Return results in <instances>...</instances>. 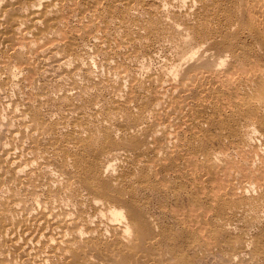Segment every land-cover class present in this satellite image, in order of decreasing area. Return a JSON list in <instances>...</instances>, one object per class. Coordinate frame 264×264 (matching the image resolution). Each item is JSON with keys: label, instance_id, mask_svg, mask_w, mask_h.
<instances>
[{"label": "bare ground", "instance_id": "6f19581e", "mask_svg": "<svg viewBox=\"0 0 264 264\" xmlns=\"http://www.w3.org/2000/svg\"><path fill=\"white\" fill-rule=\"evenodd\" d=\"M164 7L165 8L167 7V9H165ZM71 13H75V16L77 18V22H79L81 24L86 23V24H84L83 28L86 27L87 24L91 27L93 26L92 28L87 26L88 29L85 28L84 30L77 29V31L76 30H72V31H75L78 33L81 32L82 37L84 36V38H86V42H88L87 44L90 43L89 46L91 45L95 52H103L104 53V52L109 51V53L115 52V53L119 54V56H120V51L122 49L124 51V48H130V49L131 48H133V49L145 48V49H147L148 47H155L156 46L158 48V50L160 48L159 51H161V52L164 51V50H162V48L163 49L166 48L167 50H168V48H169V50H170V48L171 49L173 48V50L174 49L176 50L177 54L175 56L176 59L174 60V62H172V64L169 62L170 65L168 66V68H167V66H165L166 68H164V69H167L166 73H164L162 75H157L156 73L154 74L152 72L151 73L148 72V73H146L147 75L145 76L144 79H141L142 77L138 78L139 76H137V73L134 72L133 70L131 71L129 67H120L119 64L117 63L118 60L120 61V59H117L116 63L118 64V66H116L117 69L114 70L113 74L114 73L115 74L112 76V78L114 77V79H115V77L117 76L118 79L117 78L116 79L119 81V83L121 82L123 84V81H124L127 85H125V83H124L122 86L125 85L128 87V89L127 90L124 89V91L126 93L125 92H124V94L121 93L123 95H120L121 97H119L118 99H115L117 101H116V103L113 101L114 104L111 103V105H110L111 107L107 108L106 110L104 109L105 112H103L104 110L102 109L103 110L102 111L103 116L101 119L99 118L100 120H97L95 118L97 115L94 117L93 114L98 113L99 111H101V109H99L97 107H92L91 111H88L89 112V115H88L87 111H85L86 108H84V109L82 108V110H84V112H86L87 115H85L84 112H82V115H78L80 112L79 113L77 112V116H75V117L73 116V118H72V115H71V118H72L71 119L68 116V113H65V114H67V116L71 120L68 119L69 121L67 120L68 122L61 124V127H59L60 124L58 123L59 126L56 128L54 126L53 122H51V120H53L51 117H54L55 115L54 116L51 115V117H50L51 120L46 122L43 120H39L37 118L36 115H38V114H36V111L33 110L34 112H32V110H31V111H28L26 113L23 110V109H25V107H22L23 108L22 110L26 113V114L24 113L25 115H23V116L28 117V119H29L28 120V126H29L30 130L27 129L28 127L26 128V130H29V133L26 136L30 140L29 142L31 144V147H34V145H37L38 139H39V137H41V135L42 136L47 135L46 136L47 141L51 145L54 146V150H53V152H54L53 157L54 158L52 159V161L55 164L56 163L58 164L59 161L63 162L62 169L64 168V170H63L64 173L66 175H68V174L72 175V177L74 176L76 178V180H72L73 182H71V183H66V185L63 184L64 186L62 188H60V186H59L60 192L58 194L61 193V189L63 191H65V193L67 192V194H68V192H69V194L71 193L72 196H73L72 193L78 192L79 197H77L75 200L80 201L79 204H81L82 206H84V204H85L86 209L88 210L87 213L88 212L90 213V214L89 213L87 214V215H89L88 217H93V219H94V217H97L98 219L100 218L99 220L102 219V221H104V222L106 220V224L111 229L112 234L116 237L114 243L115 244L118 243L119 245L122 244L121 246L118 247V248H120L119 252H121V253L125 250H126V252H127V250L129 252V249H130V251H132V253H134L133 252L134 250H137L139 252V249L142 250V249H144V247L147 248L146 249V250H148L147 253L150 252L149 249H151V247L153 246L151 243V240L157 234L156 230H158L157 229L158 227L156 226L155 222L154 223L152 222L153 219L150 220L148 218L149 215L144 214V213H146V212H144L145 211L144 207L141 206L142 204L141 205L138 204L140 201H138V203H136V202L139 199V196L144 197L146 195L147 196L152 195V193H155V195L156 194L159 195V194H163V193L167 194V193H170V191H172V190H170V187H166V185H165L166 183L164 184V186L160 185V183L158 185V182H156V181L159 179V178H157L159 175H161V176H162V174H163V176L168 175L169 177H173V180L175 178V179H178L179 181L180 180L181 181L183 180L186 182L187 181H193V179H191L188 176L191 174V173L188 174V169H189L188 165L193 166L192 169L196 173L195 177L197 178V180L203 181V179L205 178L207 180V183H208V181L210 183V181L213 182L214 180H220V178L226 180L225 181L226 186L224 185L226 188L225 187L224 188L218 187L219 189L218 188L216 189L213 186V188L208 189L206 192H204L206 189L201 190L203 198L207 202L211 203L210 204L211 209L215 210L216 212L218 210H220L218 212H220L222 214V216H221V218H217L214 215L208 214L206 211L204 213L201 212L196 216V218L199 216L200 217L199 220H201L200 221L201 225H199V221H198V225H199L198 227L203 229L204 225L209 223V225H211V227L212 226H220L222 228L221 230L224 231V230L233 229V227L237 229V227H235V226H238V223H240L242 220L244 222L247 220L250 224H253L254 222H255L254 224H257L258 222L263 221L264 220V158L260 159L261 162L259 164L257 162L256 164H258V165L257 166L255 165L256 167L254 168L252 166L253 164L251 165L249 162L243 161L242 159L237 161L236 160L237 158L234 159L235 158L234 156L236 154H243V153L246 154V151H251V152L253 151L254 153L257 152V153H260V155L262 157L264 156V0H0V65L5 63L8 59L13 58V60L15 59L17 61L15 63L13 62L15 64V66L17 68L24 67L25 70L27 69V71H28V72L26 71L27 77L30 78V77H32L34 69L30 63V61L32 59L30 60L29 54L31 55L32 51H34L37 59L41 58V60H42L44 58H46V59L50 58L56 62L59 60H62L61 62L59 61L60 64L57 65L58 66L57 69L58 68L70 69L71 66H69V65H71V62H70V58H68V56L70 55V57H71V55L72 56H74V55H73V52L71 54V50H72L71 45L66 43V39H67L66 36L67 35L65 34L64 29H65L67 22H68V16ZM112 20L113 21L115 20V23H114L115 26L114 25L113 26L117 27V30H119L118 35H119V32H121V31L123 32V36L121 35L122 36L121 39L119 38L120 35L118 37L114 36L115 38H119V39H117L119 41L116 44L117 46L115 48H113V46L111 45V43L115 44L114 41H113L114 43L111 42V40H112L110 37L111 35L109 36V34L105 31L109 26H112L113 22L111 25H108V24H110V22ZM165 28L166 29L168 28L170 31H168V29L166 31ZM112 29L113 28H111V30ZM159 29H161V30L165 29V32L164 31L162 32ZM57 31H60L62 33L56 34ZM141 31H144V34L146 32V34L149 36V38H153V39L157 38V39H155L156 41L155 40L152 41V39L151 40L149 39L151 42H156V45H155V43H154V45H155L154 46L149 41L147 42L148 37L146 38L147 40L145 39L146 41H143L144 39L143 40H140V39L138 40V38L135 39L134 37H136V36L137 37L143 36L142 35L143 32H141ZM160 32H162L164 35L161 34ZM129 33H131L130 34L131 36L134 35L133 33H136V36L134 35V37L132 38L129 35ZM110 34H111V31H110ZM79 36H81V35L79 34ZM79 38H81V37H79ZM70 41H72V40H70ZM86 42L84 41V43H86ZM63 43L64 44L66 43L65 46L68 47L67 53L69 55L63 56L62 58H61L62 55L61 56L59 55L60 58L58 59L56 52H57L58 48L60 47V45ZM87 44H84V46L80 45L81 47H79L83 50L82 51L80 49V52L82 51L83 53H85V58H88L89 56H91L90 53L88 52V50H91V49H88L89 46H87ZM152 49H154V48H152ZM62 50H64V49H62ZM173 50H171V52ZM146 51L149 52V49ZM152 52H154V51H152ZM152 52H151V54H152ZM138 53H140V51H138ZM144 53H145V50H144ZM104 54H101V56ZM108 54H106V56ZM111 54H113V53H111ZM35 55H34V57H35ZM75 55H78V54H75ZM146 55L147 54H142L141 56L146 57ZM116 56L117 55H115V57ZM130 56H131V54H130ZM141 56H139V57H141ZM107 57L109 58V56H107ZM132 57H134V56H132ZM139 57L137 56V58H139ZM72 58L74 59V57H72ZM81 58H83V56H81ZM89 58H92V57H89ZM108 58L105 61L108 64V67L110 65L112 67L113 64H111V63L114 62L113 61L114 58H113V60L111 59V61H113V62H111ZM78 59H79V57H78ZM100 59H101V57H100ZM126 59L127 58H124L122 60V63L126 64V62L129 60L128 59L126 61ZM166 59L169 60L168 57ZM167 60H165V62ZM43 61H45V60H43ZM75 61H76V58H75ZM78 61H76L75 63L73 61V63L76 64L78 62L80 64L81 63L80 61H82V60H78ZM130 61L133 62L132 60H130ZM138 61L139 60L137 59L136 62H138ZM82 62H84V61H82ZM93 62H94V60H93ZM9 63L10 62H8V64ZM11 63H12V61H11ZM13 63H12V66L14 65ZM42 63H44V62H42ZM101 63H102V61H101ZM81 64L83 65V63H81ZM129 65L131 66L132 64H129ZM129 65L126 64L125 66H129ZM182 66H184L185 68L183 67V69H182ZM106 67H107V65H106ZM132 67H133V65H132ZM136 67H137V65H136ZM9 68L10 67H8V70H10ZM13 69L15 70V68H13ZM57 69H55V70H57ZM60 69H58V71H60ZM79 69H80V67H79ZM138 69L139 68L137 67V69H135V71H137ZM2 70H4V68ZM99 70H102V69H99ZM109 70L110 69H108V71ZM162 70H163V68H162ZM81 71H82V67H81V70L76 71L77 73H75V74H73V72H75V71H73L72 75L69 76V78H67L65 76L66 77L65 80L70 81V83H72L74 85V88H75V86H77V84H79L77 82H80V81H77V79H76L77 76H78L79 80H80V77H83V76L77 75L78 72H81ZM159 71L161 72V70H159ZM1 72H0V74H1ZM82 72H85V71H82ZM146 72H147V70H146ZM13 73H16V72H12V75H13ZM80 74H82V73H80ZM91 74L93 76L94 75L96 76L98 73H96V74L91 73ZM144 74L145 73H143V76H144ZM67 75H69V74H67ZM108 75H109V73H108ZM108 75H106V76H108ZM93 76H92V78L94 79ZM99 76L101 77V76H103V74H100ZM1 77H3V76L1 75L0 78ZM15 77H17V76L15 75ZM27 77H26V79H27ZM42 77H45V75H43ZM62 77H60V78H62ZM90 77H91V75H90ZM3 78H5V76ZM6 78H7V76H6ZM36 78H37V76H36ZM85 78H84V80H85ZM101 78H103V77H101ZM13 79H15V78H13ZM57 79H59V77L54 79V80L56 81ZM10 80H12V79H10ZM15 80H17V79H15ZM96 80H97V78H96ZM18 81H20V80H18ZM57 81H60V79ZM49 82H51V80ZM65 82H64V84H67ZM92 82H93V80H92ZM112 82H114V81H112ZM7 83H8V81H7ZM42 83H43V81H42ZM51 83L53 84V82H51ZM51 83H48V84H51ZM108 83H110V82H108ZM115 83L117 84V81ZM15 84H16V81H15ZM52 84H51V86H54ZM81 84H83V82ZM85 84H86V82H85ZM116 84H114V85H116ZM12 85H13V82H12ZM21 85H22V83H21ZM103 85H104V83H103ZM22 86H24V85H22ZM105 86H106V84H105ZM111 86H112V84H111ZM125 86H124V88H127ZM0 87H1V85H0ZM2 87L4 88V86H2ZM17 87H18V84H17ZM14 88H16V87H13V89ZM52 88H54V87H52ZM66 88H67V90H69L68 89L69 87L66 86ZM105 88H107V87H105ZM0 89H2V88H0ZM86 89H87V87H86ZM94 89H95V87H94ZM94 89H93V92L96 91ZM49 90H50V88H49ZM58 90H59V88H58ZM62 90H63V87H62ZM106 90H109V89L108 88L105 89L104 92H107ZM38 91L39 90H36L35 92H38ZM72 91H74V90L72 89L70 93H72ZM77 91H78V89H77ZM86 91H88V90H86ZM89 91H88V94L90 93ZM100 91H103V90H100ZM112 91H114V90H112ZM120 91H119V93H120ZM1 92L2 91H0V94H1ZM13 92H14V90H13ZM15 92H16V90H15ZM42 92L44 93V91H42ZM58 92H57V95L59 94ZM67 92L65 93L66 96H67ZM93 92H91V93H93ZM46 94H48V92ZM52 94H53V91H52ZM55 95H56V93H55ZM85 95H87V94H85ZM102 95H104V94H102ZM60 96L61 95H59V97ZM82 96H80V97H82ZM87 96H85L86 99H87ZM98 96H100V94ZM8 97H9V95H8ZM24 97H26V96H24ZM76 97H78V96H76ZM107 97L109 99V96H107ZM14 98L16 100V97H14ZM21 98H22V96H21ZM39 98H40V96H39ZM67 98H68V96H67ZM103 98H106V95H105V97L103 96ZM103 98H102V100H103ZM115 98H116V96H115ZM10 99H12V98L10 97L9 100ZM42 99L44 100L43 97H42ZM75 99H77V98H75ZM15 100H14V103H15ZM56 100L58 101V99H56ZM10 101L7 103V106L11 105V104H9ZM82 101L83 100H81L80 102H82ZM60 102H62V100ZM100 102H98V104H102ZM1 103L2 102H0V105H2ZM16 103H17V101H16ZM42 103L43 102H41V104ZM72 103H74V102H72ZM109 103L110 102L108 101V104ZM31 104H33V103H31ZM64 104H66V102ZM69 104L71 105V103H69ZM98 104L96 106H98ZM16 105H18V104H16ZM78 105H80V104H78ZM3 106H6V105L3 104ZM7 106H6V108H7ZM14 106L12 108H14ZM39 106H41V105H39ZM32 107H34V106H32ZM58 107H60V106L58 105ZM64 107H65V105H64ZM105 107H107L106 104H105ZM7 109H6V111H7ZM62 109H63V107H62ZM88 109H90V108H88ZM45 110H47V109H45ZM18 112L19 111H16V113H18ZM90 112H93V114ZM8 113H10V112H8ZM50 113L48 115H50ZM11 114H14V113H11ZM46 114H47V112H46ZM55 114H56V112H55ZM56 115H58V114H56ZM9 118L11 119L10 116H9ZM54 118L56 119V117H54ZM57 118H59V117H57ZM0 119H2V115H1ZM18 119L19 118L17 117V120ZM4 120L5 119L3 118V121ZM17 120H16V122H17ZM56 121H58V120H56ZM1 122H2V120H1ZM4 122L6 123V121H4ZM105 122H108L109 124H107V123L105 124ZM11 123H13V121H11ZM0 125H2V124H0ZM23 125H25V124H23ZM13 127L14 126H12V129H13ZM0 128H3V127L0 126ZM8 128L9 127L7 126L6 130ZM216 130L223 132L222 136L221 135L218 136L217 141L221 145L224 146L223 148L227 147L229 149L227 152H225L223 150L222 151H216V148L213 149L212 147L209 146L210 145L209 144L210 139H213L212 133H214ZM6 132L8 133V130ZM9 132H10V130H9ZM10 135H11L10 137L12 138V140L16 141L17 136L14 133H11ZM0 136H1V134H0ZM254 137L260 139L262 141V144H259V146L255 145V142H252ZM18 138H19V136H18ZM43 138H44V136H43ZM6 139H8V138L6 137ZM26 141H28V140H26ZM25 142H22V144H24ZM8 143L9 142H7V144ZM38 144L40 145V143H38ZM43 144H45V142ZM4 146H5V149L8 148V146H7V148H6V145H4ZM2 147H1V149L3 150L4 147L3 148ZM14 149L16 151V148H14ZM19 149H20V147H19ZM42 149H43V147H42ZM46 149H48V147ZM51 149H52V147H51ZM32 150H31V152H32ZM39 152H41V151H39ZM46 152L48 153L49 150H47ZM44 153L41 154L42 157H43V155L45 156L46 153L45 154ZM12 155L14 157L15 153H13ZM5 156H6V154H5ZM23 156H24V154H23ZM32 156H33V153H32ZM47 156L48 155H46V158H47ZM51 156H50V158H51ZM34 157H35V155H34ZM255 157H256V155H255ZM242 158H245V157H242ZM246 158H248V157H246ZM251 158H252V156H251ZM255 159H257V157ZM248 160H249V158H248ZM26 161H27V159H26ZM31 161H33V160L31 159ZM49 161L50 160H48V162ZM114 161L115 162L118 161V165H116L117 167L116 166L113 167V165L115 164ZM1 162H2V160H1ZM15 163L16 164L14 165V161L12 159H9V158L5 159L2 162V167H3L2 169L4 170V168L5 169L6 168H8V169L12 168V169H16V171H17V170H19L20 163H18L17 161ZM29 163H31V162H29ZM112 163H114V164H112ZM59 164H61V163H59ZM24 165H23L24 169L28 168V166L25 167ZM50 165H51L50 168H52V167L54 168V166H56V165L52 166V164H50ZM251 166L253 168H251ZM31 167H29V168H31ZM115 167H116V169L114 171ZM50 168L48 169V167H43L39 171L42 172L45 176L52 178L53 176L50 177V175H52L54 173V171H51ZM27 170H30V169H27ZM21 172L22 171L20 169V174H21ZM37 172H38V170H37ZM25 173H26V171H25ZM22 174H24V173H22ZM58 174L61 175L60 173H58ZM28 175H32V172H30ZM53 175H55L54 177L56 178V173ZM59 175H57V177ZM226 175L228 176L227 178H226ZM9 176H11V175H9ZM39 176H40V174L38 175V177ZM17 177H18V173H17ZM43 177H42V179H44ZM59 177L61 178V176H59ZM66 177L67 176H64V178H66ZM60 178H57V180L61 181L62 179H60ZM75 178H73V179H75ZM244 178L247 180L242 182V180H244ZM7 179H8V177H7ZM25 180H26V178H25ZM162 180H163V178H162ZM55 181H51V182L55 183ZM63 181H65V180L63 179ZM168 181H169V179H168ZM15 182L17 183V181H15ZM24 182L25 181H23V183ZM163 182H166V181L163 180ZM50 184H51V186L53 185L52 183H50ZM21 185H22V182H21ZM200 185H201V183L199 182L198 186L200 187ZM43 186H44V184H43ZM43 186H42V188H43ZM53 186H55V185H53ZM195 186H196V184H195ZM21 188H23V187H21ZM54 188H56V187H54ZM7 189H6V191H8ZM26 189L28 190V188H26ZM43 189L45 190V188H43ZM51 189H53V188H51ZM201 189H202V186H201ZM252 189H255L258 193L255 197H250V196L248 197L247 196L248 193H246V192H248L249 190H252ZM37 190H38V188H37ZM39 190H40V188H39ZM1 191H3V190H1ZM173 191H174V189H173ZM53 192H55V191H53ZM6 193H8V192H6ZM253 193L255 194V192H253ZM47 194H48V192H47ZM18 195H19V193H18ZM42 195H43V193H42ZM38 196H39V194H38ZM64 196L65 195H63V197ZM74 196H75V194H74ZM28 197H26V198H28ZM7 198L8 199L10 198L9 195ZM60 198H61V196H60ZM42 199H43V196H42ZM57 199H59V198H57ZM16 200H17V198H16ZM71 200H69V201H71ZM36 201H38V200H36ZM60 201H63V200H60ZM60 201H59V203H60ZM0 202H2V201H0ZM7 202H5V203L7 204ZM40 202H42V201H40ZM51 202H53V201H51ZM36 203H35V206H36ZM69 203L70 202H68L67 204H69ZM11 204H14L13 200L9 201L8 206ZM32 204L33 203H31V205ZM73 204L75 205V203H73ZM73 204H72V206L75 208V206L77 204L75 206ZM56 205H58V204H56ZM56 205H55V207H56ZM65 205H64V209H65ZM16 206L19 207V205H16ZM35 206H32V209H34V208L38 209V206H39L38 203H37V207H35ZM44 206H45V204H44ZM46 206H45V208H46ZM68 206L70 207V205H68ZM68 206H66V209ZM2 207H3V204H2ZM6 207L7 206H5V208ZM39 207H41V206H39ZM16 208L14 210H16ZM17 209L19 210V208H17ZM75 210H76V208H75ZM81 210H82V208H81ZM58 211H60V210H58ZM200 211H202V210H200ZM45 212H46V210H45ZM52 213H53V210H52ZM56 213H57V211H56ZM64 213H65V211H64ZM67 213H69V212L66 211V214ZM82 213H84V212H82ZM9 214H10V212H9ZM30 214H32V213H30ZM70 214H71L72 218H74L72 215V212ZM6 216H8V214L5 215V218H6ZM67 216L69 217L70 215H66L65 218H67L68 220H71V217H69L70 218L69 219ZM26 217H29V216H26ZM31 217L34 218L35 216L34 217L31 216ZM36 217H37V215H36ZM56 217H57V214H56ZM60 217L61 216H59V218ZM50 218H51V216H50ZM43 219H45V218H43ZM67 219H65V220H67ZM208 219H209V221H208ZM4 220H5L4 217L0 218V242L2 241L3 245H5L8 248L14 249V247L17 246V245L15 246V244H16V237L18 236V233L28 232V229H29L27 226L28 223H26V221L24 219H21V220L18 219L16 221L7 222V223L5 222V221H7V219L5 221ZM28 220L30 221V219H28ZM57 220H60V219H57ZM65 220L63 219L61 222L55 221L56 223L54 222V227H53V225H51L49 223L53 227L54 231L57 230V232H56V233H58V237L56 238L57 244H63V241H66V240H64V238L65 239L69 238V237L67 238L65 235L68 236L69 234H68L67 230H70V227H73L70 225V224H72L71 223L72 220H71V222L65 221ZM87 220H89V219H87ZM90 220L94 221V220H92V218ZM51 221H53V220H50V222ZM250 221L253 223H251ZM97 222H99V221H97ZM195 222H197V221H193V224ZM79 223H81V222H79ZM87 223L88 222H85L86 230L88 232L93 233L94 229H96V228L98 229V227L92 229L91 227L88 226ZM57 224H59V225H57ZM95 224H98V223H94V225ZM246 224H245V226H246ZM260 224H262V223H258V226ZM50 225H48V226H50ZM262 225H264V224H262ZM58 226H59V228H60V226L62 227V229H60V231H58L59 230L57 228ZM241 226H243V223H241ZM79 228L78 229L74 228L73 230L69 231L70 235H72V237H76V238L79 237V234H80ZM82 229H85V228H82ZM80 230H81V228H80ZM185 230H187V229H185ZM246 230H248V229H246ZM100 231H102V230H100ZM231 231H233V230H231ZM248 231H250V230H248ZM128 234H130L131 236H128ZM84 235H85V233L82 235V237H84ZM95 235H97V234H95ZM95 235L91 234V236H95ZM242 235L244 238L246 234L244 232H242ZM98 236H99V234H98ZM82 237H81V239H82ZM86 237L88 238V236H86ZM102 237L103 236H101L100 238H102ZM247 239H248V236L238 244V252H243L246 249L247 245L252 246L249 244L250 242L249 243L247 242ZM79 240H77V241H79ZM250 240L251 239H249V241ZM20 241H21V239H20ZM90 241L91 240H89V242ZM155 241L158 242L157 240H155ZM50 242H52V241H50ZM72 244H71V247L75 243L73 245ZM86 244H87V242H86ZM93 244L95 246V243H93ZM153 244H155V243L153 242ZM96 245H98V244H96ZM62 246H67V245H65V243H64ZM69 246H70V244H69ZM74 246H76V245H74ZM99 246H100V244H99ZM103 246H105V243ZM110 246H113V245H110ZM115 246H117V245H115ZM158 246H159V244H158ZM82 247H83V245H82ZM84 247H89V245H86ZM91 247H93V246H90V248ZM108 247H109V245H108ZM74 248L72 247L70 249L74 250ZM78 248H80V247H78ZM90 248L89 249L87 248V249L90 250ZM93 248H95V247H93ZM93 248H91V249H93ZM103 248L106 249V247H103ZM159 248H161V245ZM146 250H145V252H146ZM153 250H154V248H153ZM255 251L256 252L254 253L252 258H254L255 261L258 260V262L259 261L264 262V249H263V247L258 246ZM79 252H80V249H79ZM93 252L95 253V251H93ZM103 252L104 251H102V253ZM67 253L70 254L72 252L70 250V253H69V251ZM109 253H108V255H109ZM150 253H152V252H150ZM159 253H160V251H159ZM243 253H245V252H243ZM127 254L125 253L126 256H128ZM247 254H249V253H247ZM70 255H72L71 257H73V259L71 260L72 264H87V263L89 264V262L85 263L86 259H85V261H82L74 253L70 254ZM78 255H79V253H78ZM93 255L94 254L92 253V255H91L92 260L90 262H92L94 259ZM95 255L97 256L99 254L95 253ZM122 255H124V254L122 253ZM122 255H120V256H122ZM96 256H94V257H96ZM120 256H118V257H120ZM141 256L143 257V255H141ZM141 256H139V257L141 258ZM163 256H162V258H163ZM165 256L167 257V255H165ZM84 257H86V255ZM84 257H82V259ZM87 257L89 258L88 254H87ZM97 257H96V259H97ZM99 257H100V255H99ZM99 257L97 260H99ZM122 257H120V258H122ZM129 257H127V258H129ZM131 257H132V255H131ZM131 257L129 259H131ZM145 257H146V255H145ZM109 258H110V256H109ZM120 258H118V259H120ZM124 258L125 257H123L122 259H124ZM162 258L160 256V260ZM96 259L94 260V262L96 261ZM136 259H137V256H136L135 260ZM148 259H151V258H148ZM158 259H159V257H158ZM47 260H50V259H47ZM101 260H103V258ZM126 260H124V262H122L123 260H119V261H120V263L122 262V264H124V263H126L125 262ZM132 260H133V258L131 259V262H132ZM140 260H139V262L142 261V260L141 261ZM175 260H174V262H175ZM229 260H231V259H229ZM119 261L117 263H119ZM111 262H109V263L111 264ZM143 262H145V260ZM146 262H147V260H146ZM161 262L162 261H160L159 263H161ZM260 262H259V264H260ZM98 263L103 264V263H101V261ZM113 263H114V261H113ZM117 263L115 262V264H117ZM128 263H129V261H128ZM240 263H242V262H240ZM250 263H251V261H250ZM106 264H107V262H106ZM130 264H135V263L132 262ZM140 264H142V263H140Z\"/></svg>", "mask_w": 264, "mask_h": 264}, {"label": "rangeland", "instance_id": "374dc122", "mask_svg": "<svg viewBox=\"0 0 264 264\" xmlns=\"http://www.w3.org/2000/svg\"><path fill=\"white\" fill-rule=\"evenodd\" d=\"M165 8V7H164ZM165 9H167V7L165 8ZM165 11V10H164ZM72 19V20H71ZM112 22H113V24H112ZM115 20L113 21H111L110 22V24H108V25H111L112 24V26L114 25L115 26ZM73 26H72V25ZM84 24H86V23H83V24H81V23H79V22H77V18H76V16H75V13H71V14H69V16H68V22H67V25H66V27H65V29H64V31H65V34L67 35L66 37H67V39H66V43L67 44H70L71 45V47H72V50H71V54H72V52H73V55L74 56H72L71 55V57H70V55L67 53V49H68V47L67 46H65V44L63 43V44H61L60 45V47L58 48V50H57V57H58V59L60 58V56H61V58L63 57V56H68V58H70V62H71V65H69V66H71V68L70 69H68V68H66V69H60V68H58V69H60V71H58V69H57V65L58 64H60V62L62 61V60H59V61H53L52 59H50V58H44V59H42L41 60V58L40 59H37V57H36V55H35V52L34 51H32V53H31V55L29 54V56H30V63H31V65H32V67H33V74H32V77H27V69L25 70V68L24 67H22V68H17L16 66H15V62H17L15 59V61L13 60V58L12 59H8L5 63H3L2 65H0V72H1V74H0V76L2 75L3 77L5 76V78H3V77H1L0 78V85H1V87L0 88H2V89H0V91H2L1 92V94H0V97L4 100H2L1 98H0V102H2L1 104L2 105H0V118H1V115H2V119H0V124H2V125H0V126H2L3 128H0V134H1V136H0V189L1 190H3V191H1L0 190V201H2V202H0V218L1 217H4V219L6 220L7 219V221H5L6 223L7 222H13V221H16V220H18V219H24L25 221H26V223H28L27 224V226H28V232H23V233H18V236L16 237V244H15V246L16 247H14V249L13 248H8V247H6L5 245H3V242L1 241L0 242V264H72L71 262V260L73 259V257H71L72 255H70V254H75L78 258H80V260H82V261H85V259H86V261H85V263L86 262H89V264H99L98 262H100L101 261V263H105L106 264V262H107V264H110L109 262H111V264L113 263V261H114V263L113 264H115V262L117 263L119 260H123L122 262H124V260H126L125 262L126 263H124V264H130V263H135V264H140V263H142V264H164L165 262V264H259V262H258V260L257 261H255L254 260V258H252L253 257V255H254V253L256 252L255 250L257 249V247L258 246H260V247H263V249H264V225H262V224H264V220L263 221H261V222H258V223H262V224H260L259 226H258V223L257 224H254L253 222H251V223H253V224H250L246 219V221L244 222L243 220V222L241 221L240 223H238V226H235V227H237V229L236 228H234L233 227V229H230V230H221L222 228L220 227V226H212L211 227V225H209V223H207L206 225H204V228L203 229H201L200 227H198L199 225H201V220H199V216L196 218V216L199 214V213H201V212H207L208 214H210V215H214L215 217H217V218H221V216H222V214L220 213V212H218V211H220V210H218L217 212L215 211V210H212L211 209V207H210V204L211 203H209V202H207L204 198H203V195H202V193H201V190H205L204 192H206L208 189H211V188H213V186H214V188H224L225 186H226V180H224V179H221L220 177V180H214L213 182L212 181H210V183H209V181H208V183H207V180L205 179H203V181L202 180H197V178L195 177V175H196V173H195V171L192 169V167L193 166H190V165H188V174H190V175H188L191 179H193V181H179L178 179H175L174 178V180H173V177H169L168 175H164L163 176V174H162V176L161 175H159L157 178H159L156 182H158V185H159V183H160V185H162V186H164V184L166 185V187H170V190H172V191H170V193H163V194H156L155 195V193H152V195H146V196H142V197H140L139 196V199L137 200V202L136 203H138V201H140L138 204L139 205H141V206H143L144 207V212H146V213H144L145 215L147 214V215H149L148 216V218L151 220V219H153V223L155 222V224H156V226L158 227L157 229L158 230H156V235L152 238V240H151V243H152V247H151V249H149V251L150 252H152V253H150V252H148L147 253V251L148 250H146L147 248H145L144 247V249H142V250H140L139 248V252L137 251V250H134L133 252L134 253H132V251H130V249H129V252H128V250H127V252H126V250L125 251H123L122 253L125 255V253L128 255V256H124V255H122V253L121 252H119L120 251V248H118L119 246H121L122 244H115L114 242H115V239H116V237L112 234V232H111V229L108 227V225L106 224V220H105V222L104 221H102V219L101 220H99L97 217H94V219H93V217H88L89 215H87L88 213H87V209H86V206H85V204H84V206H82L81 204H79L80 203V201H76L75 199L77 198V197H79L78 196V192L77 193H72L73 194V196L71 195V193L69 194V192H68V194H67V192L65 193V191H63L62 189H61V193L60 194H58L59 192H60V188H62L64 185H66V183H71V182H73L72 180H76V178L73 176L72 177V175H66L65 173H64V168L62 169V164H63V162H61V161H57L58 162V166L52 161V159L54 158L53 157V150H54V146L53 145H51L48 141H47V139H46V136L47 135H43L44 136V138H43V136L41 135V137H39V139H38V143H40V145L37 143V145H34V147H31V144H30V140L28 139V137L26 136V135H28V133H29V126H28V117H24L23 115H25L28 111H31L32 110V112H34V111H36V114H38V115H36L37 116V118L39 119V120H43V121H46V122H48V121H50L51 120V118L53 119V120H51V122H53V124H54V126L57 128L58 126H59V124H60V126L59 127H61V124H63V123H65V122H68L69 120L68 119H70L71 118V115H72V118H73V116L75 117V116H77V112L79 113L78 115H82V112H84V110H82V108L84 109V108H86L85 109V111H87V113H88V115H89V112L88 111H91V108L92 107H97V108H99V109H101V111H99L98 113H94L93 114V112H90V113H92L93 114V116L95 117L96 115V119L97 120H100L101 118H102V116H103V112H105V110L107 109V108H109V107H111L110 105H111V103L112 104H114V102L116 103V101L117 100H115V99H118L119 97H121L120 95H123L124 94V89L125 90H127L128 89V87L127 86H125V85H127L124 81H123V84L125 83V87H127V88H124V86H122L123 84L120 82L119 83V81L117 80L118 78H117V76L115 77V79H114V77L112 78V76L115 74H113V72H114V70L115 69H117L116 68V66H118V64H119V66L120 67H129L130 68V70L132 71H134V72H136L137 73V76H139L138 78H141V79H144L145 78V76L147 75L146 73H148V72H152V73H156L157 75H162V74H164V73H166V71H167V69H164V68H166L165 66H167V68H168V66L170 65V63L172 64V62H174V60L176 59V54H177V52H176V50L174 51L173 50V48L171 49L170 48V50H169V48H168V50L166 49V48H162V50H164L163 52H161V51H159L160 50V48H159V50H158V48L155 46L156 45V42H151L150 40L152 39V41L153 40H155V39H157V38H149V36L146 34V32H145V34H144V31H141V32H143L142 33V37H137L136 36V33H133L136 37H134V35H130L131 33H129V35L133 38H135V39H137L138 38V40L140 39V40H143V41H146L147 39V42L149 41L150 43H152V45H154V43H155V47H146L147 49H145V48H138V49H133V48H124V51H123V49L120 51V56H119V54H117V53H115V52H111V53H113V54H111V53H109V51L108 52H95L94 51V49H93V47L91 48L90 46H89V44H87L88 42H86V38H84V36L82 37V33L81 32H75V31H72V30H76L77 31V29H82V30H84L85 28L86 29H88L87 28V26L88 27H90V28H92L91 26H89L88 24H87V26L86 27H84L83 28V26H84ZM77 26V27H76ZM82 26V27H81ZM112 26H109L105 31L109 34V36L111 37V42H115V44H112L111 43V45L113 46V48H115L117 45V43H118V41L119 40H117V39H121L122 38V36H123V32L121 31V32H119V35H120V37L119 38H115V37H118L119 35H118V31L119 30H117V27H112ZM75 27V28H74ZM81 27V28H80ZM111 28H113L112 30H111ZM71 29V30H70ZM166 29V28H165ZM165 29L163 30H161V29H159L160 31H164L165 32ZM168 29V28H167ZM167 29H166V31H167ZM117 30V31H116ZM110 31H111V34H110ZM168 31H170L169 29H168ZM117 34H116V33ZM162 32H160L161 34H163ZM60 33H62V32H60V31H57L56 32V34H60ZM159 33V34H160ZM69 34V35H68ZM71 34V35H70ZM73 34V35H72ZM79 34L81 35V36H79ZM115 34V35H114ZM113 35V36H112ZM122 35V36H121ZM164 35V34H163ZM115 36V37H114ZM146 36V37H145ZM76 37V38H75ZM79 37H81V38H79ZM148 37V38H147ZM84 38V39H83ZM147 38V39H146ZM77 41H76V40ZM82 39V40H81ZM146 39V40H145ZM150 39V40H149ZM70 40H72V41H70ZM70 41V42H69ZM84 41L86 42V43H84ZM156 41V40H155ZM82 42V43H81ZM113 42V43H114ZM87 44V46H89V48L88 49H93L92 51L91 50H88V52L90 53V55L91 56H89V57H92V58H85V53H83L82 51V49L81 48H79V47H81L82 45L84 46V44ZM64 45V46H63ZM81 45V46H80ZM74 46V47H73ZM78 46V47H77ZM63 47V48H62ZM77 47V48H76ZM66 48V49H65ZM152 48H154V49H152ZM62 49H64V50H62ZM80 49L82 50L81 52H80ZM126 49V50H125ZM129 49V50H128ZM145 50V53H144V50ZM149 49V52L148 51H146V50H148ZM166 49V50H165ZM140 51V53H138V51ZM171 50H173L172 52H171ZM123 51V52H122ZM137 51V52H136ZM152 51H154V52H152ZM77 52V53H76ZM80 52V53H79ZM93 54H92V53ZM148 52V53H147ZM151 52H152V54L154 55H152L151 54ZM61 53V54H60ZM97 53V54H96ZM109 53V54H108ZM147 54L146 55V57H142L141 55L142 54ZM66 54V55H65ZM75 54H78V55H75ZM95 54V55H94ZM101 54H104V55H102L101 56ZM106 54H108L107 56H109V58L106 56ZM130 54H131V56H130ZM141 54V55H140ZM34 55H35V57H34ZM60 55V56H59ZM111 55V56H110ZM115 55H117L116 57H115ZM150 57H149V56ZM152 55V56H151ZM76 56V57H75ZM81 56H83V58H81ZM96 56V57H95ZM113 56V57H112ZM122 56V57H121ZM132 56H134V57H132ZM137 56L139 57V56H141V57H139V58H137ZM144 56V55H143ZM165 56V57H164ZM34 57V58H33ZM72 57H74V59L72 58ZM78 57H79V59H78ZM87 57V56H86ZM100 57H101V59H100ZM104 57V58H103ZM129 57V58H128ZM133 59H132V58ZM168 57V59L169 60H167L166 58ZM67 58V59H68ZM75 58H76V61H78V60H82V61H84V62H82V61H80L81 63H83V65L80 63H76V64H74L76 61H75ZM85 58V59H84ZM109 59L110 61H111V59L113 60V58H114V62L113 61H111V62H113V63H111V64H113L112 65V67H111V65L108 67V64L106 63V59ZM116 58V59H115ZM122 58V59H121ZM124 58H127L126 59V64L127 65H129V64H132L133 65V67H132V65L130 66H125L126 64L125 63H122V60L124 59ZM143 58V59H142ZM173 58V59H172ZM91 61H90V60ZM117 59H120V61L118 60V64L116 63V61H117ZM137 59L139 60L138 62H136L137 61ZM41 60V61H40ZM43 60H47L46 62L45 61H43ZM86 60V61H85ZM93 60H94V62H93ZM130 60H132L133 62H131ZM165 60H167L166 62H165ZM11 61H12V63L14 64L13 66H12V63H11ZM73 61H74V63H73ZM101 61H102V63H101ZM130 61V62H129ZM135 61V62H134ZM8 62H10L9 64H8ZM42 62H44V63H42ZM98 62V63H97ZM100 62V63H99ZM170 62V63H169ZM57 63V64H56ZM92 65H90V64ZM129 63V64H128ZM137 63V64H136ZM167 63V64H166ZM53 64V65H52ZM74 64V65H73ZM115 64V65H114ZM125 64V65H124ZM166 64V65H165ZM82 65V66H81ZM88 65V66H87ZM90 65V66H89ZM105 65V66H104ZM106 65H107V67H106ZM136 65H137V67L139 68L137 71H135V69H137V67H136ZM164 65V66H163ZM186 65V64H185ZM184 65V66H185ZM48 66V67H47ZM52 66V67H51ZM73 66V67H72ZM86 68H85V67ZM95 66V67H94ZM103 66V67H102ZM184 66H182V69H183V67ZM187 66V65H186ZM185 66V67H186ZM8 67H10L9 69L10 70H8ZM79 67H80V69H79ZM81 67H82V71H85V72H78V74L77 75H80V76H83V77H80V80L78 79V76H77V81H80L81 83L83 82V84H81L80 82H77V83H79V84H77V86H75V88H74V85L72 84V83H70V81H66L65 80V78L67 77V78H69V76H71L72 75V72L73 71H75V72H73V74H75V73H77L76 71H80L81 70ZM155 67V68H154ZM184 67V68H185ZM4 68V70H2ZM12 68V69H11ZM13 68H15V70L13 69ZM128 68V69H129ZM162 68H163V70H162ZM6 69V70H5ZM55 69H57V70H55ZM92 69V70H91ZM99 69H102V70H99ZM108 69H110L109 71H108ZM12 70V71H11ZM65 70V71H64ZM68 70V71H67ZM97 70V71H96ZM113 70V71H112ZM146 70H147V72H146ZM159 70H161V72L159 71ZM165 70V71H164ZM27 71V72H26ZM100 71V72H99ZM145 71V72H144ZM8 72V73H7ZM12 72H16V73H13V75H12ZM36 72V73H35ZM64 72V73H63ZM70 72V73H69ZM94 73V74H96V73H98L99 75L100 74H103V76H101V77H103V78H101L98 74L95 76H93L91 73ZM109 73V75H108V73ZM159 72V73H158ZM5 73V74H4ZM24 73V74H23ZM43 73V74H42ZM80 73H82V74H80ZM135 73V74H136ZM143 73H145L144 74V76H143ZM4 74V75H3ZM8 74V75H7ZM17 76V77H15V75ZM20 74V75H19ZM63 74V75H62ZM67 74H69V75H67ZM86 74V75H85ZM89 76H88V75ZM22 75V76H21ZM43 75H45V77H42ZM63 77H62V76ZM90 75H91V77H90ZM105 75V76H104ZM106 75H108V76H106ZM141 75V76H140ZM6 76H7V78H6ZM11 76V77H10ZM14 76V77H13ZM36 76H37V78H36ZM41 76V77H40ZM48 76V77H47ZM54 76V77H53ZM66 76V77H65ZM88 76V77H87ZM92 76L94 77V79L92 78ZM111 76V77H110ZM19 77V78H18ZM26 77H27V79H26ZM59 77V79H60V81H57V80H59V79H57L56 81L54 80V79H56V78H58ZM60 77H62V78H60ZM86 77V78H85ZM97 78V80H96V78ZM13 78H15V79H17V80H15V79H13ZM36 78V79H35ZM42 78V79H41ZM45 78V79H44ZM51 78V79H50ZM64 78V79H63ZM84 78H85V80H84ZM117 78V79H116ZM10 79H12V80H10ZM51 80V82H53V84L51 83V82H49L50 80ZM62 79V80H61ZM89 79V80H88ZM114 79V80H113ZM18 80H20V81H18ZM84 80V81H83ZM91 80V81H90ZM92 80H93V82H92ZM102 80V81H101ZM7 81H8V83H7ZM13 82V85H12V82ZM15 81H16V84H15ZM22 81V82H21ZM42 81H43V83H42ZM45 81V82H44ZM65 83H67V84H64V82ZM112 81H114V82H112ZM117 81V84L115 83ZM2 82V83H1ZM10 82V83H9ZM20 82V83H19ZM85 82H86V84H85ZM108 82H112L111 84H112V86H111V84L110 83H108ZM7 83V84H6ZM21 83H22V85H24V86H22L21 85ZM36 83V84H35ZM48 83H51L52 85H54V86H51V84H48ZM62 83V84H61ZM102 83V84H101ZM103 83H104V85H103ZM3 84V85H2ZM17 84H18V87H17ZM95 86H94V85ZM105 84H106V86H105ZM114 84H116V85H114ZM7 85V86H6ZM16 85V86H15ZM61 87H60V86ZM80 85V86H79ZM83 85V86H82ZM89 85V86H88ZM102 85V86H101ZM114 85V86H113ZM120 85V86H119ZM2 86H4V88L2 87ZM40 86V87H39ZM45 86V87H44ZM66 86L67 87H69L68 89L70 90H67V88H66ZM73 86V87H72ZM93 86V87H92ZM107 87L109 90H106L107 92H104V90L105 89H107V88H105V87ZM13 87H16V88H14L13 89ZM24 87V88H23ZM38 89H37V88ZM43 87V88H42ZM52 87H54V88H52ZM62 87H63V90H62ZM65 87V88H64ZM78 87V88H77ZM86 87H87V89H86ZM94 87H95V89H94ZM9 90H8V89ZM18 88V89H17ZM49 88H50V90H49ZM52 88V89H51ZM58 88H59V90H58ZM78 89V91H77V89ZM103 88V89H102ZM105 88V89H104ZM123 90H122V89ZM30 89V90H29ZM39 90L38 92H35L36 90ZM43 89V90H42ZM74 90V91H72V93H70L71 92V90ZM76 89V90H75ZM93 89L94 90H96L95 92H93ZM98 89V90H97ZM12 90V91H11ZM13 90H14V92H13ZM15 90H16V92H15ZM48 90V91H47ZM61 90V91H60ZM65 90V91H64ZM86 90H90L89 92L91 93V92H93V93H89L88 94V91H86ZM100 90H103V91H100ZM112 90H114V91H112ZM118 90V91H117ZM121 90V91H120ZM5 91V92H4ZM32 91V92H31ZM42 91H44V93L42 92ZM52 91H53V94H52ZM55 91V92H54ZM59 91V92H58ZM68 91V92H67ZM86 91V92H85ZM112 91V92H111ZM119 91H120V93H119ZM48 92V94H46ZM57 92L59 93L58 95H57ZM61 92V93H60ZM67 92V96H68V98H67V96H66V93ZM81 92V93H80ZM14 93V94H13ZM21 93V94H20ZM28 93V94H27ZM41 93V94H40ZM55 93H56V95H55ZM80 93V94H79ZM84 93V94H83ZM100 94V96H98L99 94ZM104 94V95H102V94ZM119 95H118V94ZM121 93H123V94H121ZM126 93V92H125ZM20 94V95H19ZM85 94H87V95H85ZM93 94V95H92ZM97 94V95H96ZM7 95V96H6ZM8 95H9V97H8ZM51 95V96H50ZM59 95H61L60 97H59ZM87 96V99H86V97L84 98L83 96L82 97H80V96ZM105 95H106V98H103V96L105 97ZM6 96V97H5ZM21 96H22V98H21ZM24 96H26V97H24ZM39 96H40V98H39ZM44 98V100L42 99V97ZM54 96V97H53ZM68 99H66L65 97ZM76 96H78V97H76ZM90 96V97H89ZM92 96V97H91ZM107 96H109V99H108V97ZM115 96H116V98H115ZM12 98V99H10L9 100V98ZM14 97H16V100H15V98ZM38 97V98H37ZM51 97V98H50ZM56 97V98H55ZM80 97V98H79ZM5 98V99H4ZM8 98V99H7ZM14 98V99H13ZM49 98V99H48ZM55 100H53V99ZM62 98V99H61ZM73 98V99H72ZM75 98H77V99H75ZM82 98V99H81ZM102 98H103V100H102ZM113 98V99H112ZM19 99V100H18ZM37 99V100H36ZM56 99H58V101L56 100ZM60 99V100H59ZM71 99V100H70ZM6 100V101H5ZM8 100V101H7ZM14 100H15V103H14ZM21 100V101H20ZM39 100V101H38ZM47 100V101H46ZM62 100V102H60ZM81 100H83L82 102H80ZM87 100V101H86ZM91 102H90V101ZM99 100V101H98ZM10 101V103L9 104H11V105H9V106H7V103ZM16 101H17V103H16ZM37 103H36V102ZM49 101V102H48ZM52 101V102H51ZM69 101V102H68ZM89 101V102H88ZM101 101V102H100ZM104 101V102H103ZM106 101V102H105ZM108 101L110 102L109 104H108ZM114 101V102H113ZM41 102H43L42 104L45 106H43L42 104H41ZM48 102V103H47ZM66 102V104H64ZM72 102H74V103H72ZM88 102V103H87ZM98 102H100V103H102V104H98ZM6 103V104H5ZM23 103V104H22ZM31 103H33V104H31ZM36 103V104H35ZM47 103V104H46ZM58 103V104H57ZM69 103H71V105L69 104ZM77 103V104H76ZM98 104V106H96L97 104ZM3 104L4 105H6L7 106V108H6V106H3ZM16 104H18V105H16ZM78 104H80V105H78ZM86 104V105H85ZM88 104V105H87ZM91 104V105H90ZM104 104V105H103ZM105 104H106V106L107 107H105ZM16 107H15V106ZM22 105V106H21ZM27 105V106H26ZM31 105V106H30ZM39 105H41V106H39ZM47 105V106H46ZM57 105V106H56ZM58 105L61 107H58ZM64 105H65V107H64ZM75 105V106H74ZM95 105V106H94ZM100 105V106H99ZM102 105V106H101ZM14 106V108H12ZM32 106H34V107H32ZM56 106V107H55ZM70 106V107H69ZM84 106V107H83ZM90 106V107H89ZM104 106V107H103ZM22 107H25V109H23ZM30 107V108H29ZM48 107V108H47ZM52 107V108H51ZM55 107V108H54ZM62 107H63V109H62ZM69 107V108H68ZM78 107V108H77ZM103 107V108H102ZM7 109V111H6V109ZM20 108V109H19ZM54 108V109H53ZM73 108V109H72ZM88 108H90V109H88ZM13 109V110H12ZM17 109V110H16ZM26 112H24L23 110ZM30 109V110H29ZM37 109V110H36ZM43 109V110H42ZM45 109H47V110H45ZM62 109V110H61ZM65 109V110H64ZM68 109V110H67ZM80 109V110H79ZM88 109V110H87ZM104 111H103V110ZM12 110V111H11ZM34 110V111H33ZM55 110V111H54ZM4 111V112H3ZM14 111V112H13ZM16 111H19L18 113H16ZM43 111V112H42ZM103 111V112H102ZM8 112H10V113H8ZM22 112V113H21ZM42 112V113H41ZM46 112H47V114H46ZM51 112V113H50ZM55 112H56V114H58V115H56L55 114ZM62 112V113H61ZM72 112V113H71ZM11 113H14V114H11ZM25 113V114H24ZM50 113V115H48ZM65 113H68V116L70 117H68L67 116V114H65ZM74 113V114H73ZM87 113L86 112H84V114L85 115H87ZM102 113V114H101ZM5 114V115H4ZM8 114V115H7ZM10 114V115H9ZM20 114V115H19ZM62 114V115H61ZM65 114V115H64ZM76 114V115H75ZM7 115V116H6ZM51 115H55L54 117H56V119L54 118V117H51ZM100 117H99V116ZM6 116V117H5ZM9 116L11 117V119L9 118ZM20 116V117H19ZM47 116V117H46ZM63 116V117H62ZM92 116V117H93ZM8 117V118H7ZM17 117L19 118L18 120H17ZM24 117V118H23ZM51 117V118H50ZM57 117H59V118H57ZM98 117V118H97ZM3 118L5 119L4 121H6V123L3 121ZM22 118V119H21ZM27 120H26V119ZM44 118V119H43ZM50 118V119H49ZM71 118V119H72ZM100 118V119H99ZM25 119V120H24ZM48 119V120H47ZM66 121H65V120ZM70 119V120H71ZM1 120H2V122H1ZM9 120V121H8ZM16 120H17V122H16ZM56 120H58V121H56ZM68 120V121H67ZM11 121H13V123H11ZM15 121V122H14ZM27 121V122H26ZM60 121V122H59ZM62 121V122H61ZM8 122V123H7ZM24 122V123H23ZM15 123V124H14ZM59 123V124H58ZM109 124L108 122H105V124ZM13 124V125H12ZM17 124V125H16ZM23 124H25V125H23ZM6 125V126H5ZM7 126L9 127L7 130H8V133L6 132L7 130H6V128H7ZM12 126H14L13 127V129H12ZM23 126V127H22ZM11 127V128H10ZM25 127V128H24ZM28 127V128H27ZM19 128V129H18ZM21 128V129H20ZM26 128L27 129H29V130H26ZM9 130H10V132H9ZM16 130V131H15ZM18 131V132H17ZM27 131V132H26ZM6 132V133H5ZM16 132V133H15ZM11 133H14L16 136H17V139H16V141L15 140H12V138L10 137L11 135ZM19 135H18V134ZM222 133L223 132H220L219 130H216L214 133H212V138L213 139H210V147H212L213 149L214 148H216V151H225V152H227L229 149L227 148V147H225V148H223L224 146L223 145H221L217 140H218V136H222ZM8 134V135H7ZM18 136H19V138H18ZM6 137L8 138V139H6ZM45 139V140H44ZM5 140V141H4ZM10 140V141H9ZM20 140V141H19ZM26 140H28V141H26ZM42 140V141H41ZM44 140V141H43ZM255 140V141H254ZM259 142H258V141ZM4 141V142H3ZM26 141V142H25ZM257 141V142H256ZM7 142H9L8 144H7ZM22 142H25L24 144H22ZM45 142V144H43ZM48 144H47V143ZM252 142H255V145H258L259 146V144H262V141L260 140V139H258V138H256V137H254V139H253V141ZM2 143V144H1ZM14 143V144H13ZM258 143V144H257ZM43 146H42V145ZM47 144V145H46ZM254 144V143H253ZM4 145H6V148H7V146H8V148L7 149H5V146ZM16 145V146H15ZM4 148H3V147ZM10 146V147H9ZM15 146V147H14ZM23 146V147H22ZM27 146V147H26ZM36 146V147H35ZM38 146V147H37ZM42 146L43 147V149H42V147L40 148V147ZM45 146V147H44ZM52 147V149H51V147ZM1 147L3 148V150L1 149ZM19 147H20V149H19ZM48 147V149H46ZM14 148H16V151H15V149ZM18 148V149H17ZM22 148V149H21ZM25 148V149H24ZM29 148V149H28ZM221 148V149H220ZM27 149V150H26ZM33 149V150H32ZM39 149V150H38ZM218 149V150H217ZM24 150V151H23ZM31 150H32V152H31ZM38 150V151H37ZM47 150H49V152L47 153L46 151ZM52 150V151H51ZM2 151V152H1ZM13 151V152H12ZM27 153H26V152ZM34 151V152H33ZM39 151H41V152H39ZM22 152V153H21ZM39 152V153H38ZM46 154H45V153ZM4 153V154H3ZM9 153V154H8ZM11 153V154H10ZM13 153H15V155H14V157H13ZM17 153V154H16ZM32 153H33V156H32ZM36 153V154H35ZM42 153H44L45 154V156L43 155V157L41 156V154ZM5 154H6V156H5ZM20 154V155H19ZM23 154H24V156H23ZM26 154V155H25ZM50 154V155H49ZM248 154V155H247ZM9 155V156H8ZM11 155V156H10ZM28 155V156H27ZM33 157H31V156ZM34 155H35V157H34ZM46 155H48L47 156V158H46ZM52 155V156H51ZM255 155H256V157H257V159H255L256 157H255ZM259 155V156H258ZM30 156V157H29ZM39 156V157H38ZM50 156H51V158H50ZM237 156V157H236ZM240 156V157H239ZM251 156H252V158H251ZM13 157V158H12ZM17 157V158H16ZM19 157V158H18ZM21 157V158H20ZM23 157V158H22ZM42 157V158H41ZM235 158L234 159H236L237 161L238 160H240V159H242L243 161H246V162H249L254 168L261 162V160L260 159H262V158H264V156L262 157L261 155H260V153H257V152H251V151H246V154H236L235 156H234ZM242 157H245V158H242ZM246 157H248L249 158V160H248V158H246ZM12 159L13 161H14V165L16 164L15 162L17 161L18 163H20V167H19V170H17L16 171V169H12V168H4V170L2 169L3 167H2V162H3V160H5V159ZM19 159V160H18ZM26 159H27V161H26ZM31 159L34 161H31ZM38 159V160H37ZM1 160H2V162H1ZM16 160V161H15ZM25 160V161H24ZM41 160V161H40ZM47 160V161H46ZM48 160H50L49 162H48ZM37 161V162H36ZM119 161V160H118ZM118 161L117 162H115L114 161V163H112V164H114L113 165V167L114 166H116V165H118ZM251 161V162H250ZM255 161V162H254ZM29 162H31V163H29ZM53 162V163H52ZM258 162V164H256ZM28 163V164H27ZM34 163V164H33ZM36 163V164H35ZM59 163H61V164H59ZM25 164V165H24ZM30 164V165H29ZM43 164V165H42ZM46 164V165H45ZM50 164H52V166H54V165H56V166H54V168L52 167V168H50L51 167V165ZM23 165L26 167V166H28V168H25L24 169V167H23ZM33 165V166H32ZM49 165V166H48ZM256 165V166H255ZM32 166V167H31ZM36 166V167H35ZM251 166V168H253ZM29 167H31V168H29ZM34 167V168H33ZM40 167V168H39ZM43 167H48V169L50 168V170L51 171H54V173L53 174H55L56 173V178L54 177L55 175H50V177H52V178H49V177H47V176H45L42 172H40L39 170L40 169H42ZM112 167V168H113ZM117 167V166H116ZM116 167L114 168V171H115V169H116ZM191 167V168H190ZM20 169H21V174H20ZM23 169V170H22ZM27 169H30V170H27ZM53 169V170H52ZM58 169V170H57ZM191 169V170H190ZM6 170V171H5ZM18 173V177H17V173L15 172V171ZM26 171V173H25V171ZM37 170H38V172H37ZM190 170V171H189ZM63 171V172H62ZM11 172V173H10ZM30 172H32V175H28ZM3 173V174H2ZM6 173V174H5ZM22 173H24V174H22ZM40 174V176L38 177V175ZM58 173H60L61 175H59ZM64 173V174H63ZM15 174V175H14ZM63 174V175H62ZM107 174V173H106ZM105 174V175H106ZM9 175H11V176H9ZM21 177H20V176ZM57 175H59V176H61V178L58 176L57 177ZM104 175V176H105ZM2 176V177H1ZM16 176V177H15ZM32 176V177H31ZM44 176V177H43ZM64 176H67L66 178H64ZM7 177H8V179H7ZM31 177V178H30ZM34 177V178H33ZM42 177L44 178V179H42ZM63 177V178H62ZM228 176L226 175V178H227ZM16 178V179H15ZM25 178H26V180H25ZM54 178V179H53ZM57 178H60V179H62L61 181H58L57 180ZM73 178H75V179H73ZM162 178H163V180L164 181H166V182H163V180H162ZM195 178V179H194ZM38 179V180H37ZM63 179L65 180V181H63ZM168 179H169V181H168ZM199 179V178H198ZM7 180V181H6ZM22 180V181H21ZM32 180V181H31ZM45 180V181H44ZM56 180V181H55ZM223 180V181H222ZM241 180V179H240ZM245 180H247V179H245L244 178V180H242V182H244ZM4 181V182H3ZM15 181H17V183L15 182ZM23 181H25L24 183H23ZM50 181V182H49ZM51 181H55V183H53V182H51ZM205 181V182H204ZM218 181V182H217ZM220 181V182H219ZM7 182V183H6ZM16 184H15V183ZM21 182H22V185H21ZM30 182V183H29ZM37 182V183H36ZM44 182V183H43ZM59 184H58V183ZM65 182V183H64ZM199 182L201 183V185H200V187L198 186L199 185ZM6 183V184H5ZM50 183H52L53 185H55V186H51V184ZM57 183V184H56ZM169 183V184H168ZM193 183V184H192ZM224 183V184H223ZM10 184V185H9ZM42 184V185H41ZM43 184H44V186H43ZM46 184V185H45ZM64 184V185H63ZM195 184H196V186L199 188H197L196 186H195ZM223 184V185H222ZM3 185V186H2ZM21 185V186H20ZM41 187H40V186ZM58 185V186H57ZM222 185V186H221ZM225 185V186H224ZM6 186V187H5ZM20 186V187H19ZM38 186V187H37ZM42 186H43V188H45V190L42 188ZM46 186V187H45ZM59 186H60V188H59ZM172 186V187H171ZM201 186H202V189H201ZM4 187V188H3ZM12 187V188H11ZM21 187H23V188H21ZM36 187V188H35ZM51 187V188H53V189H49V188ZM54 187H56V188H54ZM3 188V189H2ZM8 188V189H7ZM16 188V189H15ZM26 188H28V190L26 189ZM31 188V189H30ZM37 188H38V190H37ZM39 188H40V190H39ZM58 188V189H57ZM197 188V189H196ZM218 188V189H219ZM226 188V187H225ZM6 189L8 190V191H6ZM34 191H33V190ZM173 189H174V191H173ZM5 190V191H4ZM18 190V191H17ZM198 190V191H197ZM15 191V192H14ZM29 191V192H28ZM40 191V192H39ZM53 191H55V192H53ZM58 191V192H57ZM6 192H8V193H6ZM36 192V193H35ZM43 193V195H42V193ZM47 192H48V194H47ZM51 192V193H50ZM63 192V193H62ZM253 192H255V194L253 193ZM14 193V194H13ZM18 193H19V195H18ZM58 195H57V194ZM189 193V194H188ZM246 193H248L247 194V196L249 197H255L256 195H257V191L255 190V189H252V190H249L248 192H246ZM9 195V199L7 198L8 197V195ZM21 194V195H20ZM24 194V195H23ZM38 194H39V196H38ZM47 194V195H46ZM53 194V195H52ZM65 195L64 197H63V195ZM74 194H75V196H74ZM51 195V196H50ZM69 195V196H68ZM6 196V197H5ZM13 196V197H12ZM29 196V197H28ZM42 196H43V199H42ZM55 196V197H54ZM60 196H61V198H60ZM19 197V198H18ZM23 197V198H22ZM26 197H28V198H26ZM40 197V198H39ZM74 197V198H73ZM12 198V199H11ZM15 198V199H14ZM16 198H17V200H16ZM23 200H22V199ZM31 198V199H30ZM57 198H59L60 200H63V201H60L59 199H57ZM68 200H67V199ZM8 199V200H7ZM40 199V200H39ZM66 199V200H65ZM72 199V200H71ZM141 199V200H140ZM10 200H13L14 201V204H11V205H9L8 206V204H9V201ZM25 200V201H24ZM36 200H38V201H36ZM46 202H45V201ZM57 200V201H56ZM69 200H71V201H69ZM75 200V201H74ZM8 201V202H7ZM27 201V202H26ZM40 201H42V202H40ZM51 201H53V202H51ZM59 201H60V203H59ZM74 201V202H73ZM5 202H7V204L5 203ZM30 202V203H29ZM38 203V205L39 206H41V207H39L38 206V209H36V208H34V209H32V206H35V203ZM55 202V203H54ZM68 202H70L69 204H67ZM78 202V203H77ZM23 203V204H22ZM31 203H33L32 205H31ZM37 203H36V206L35 207H37ZM45 204V206H46V208H45V206H44V204ZM66 205H65V204ZM73 203H75V208H76V210H75V208L72 206V204ZM2 204H3V207L5 208V206H7L5 209L2 207ZM29 204V205H28ZM56 204H58V205H56ZM16 205H19V207H17ZM55 205H56V207H55ZM61 207H60V206ZM64 205H65V209H64ZM68 205H70V207L68 206ZM44 206V207H43ZM63 206V207H62ZM66 206H68L67 207V209H66ZM78 206V207H77ZM81 206V207H80ZM13 209H12V208ZM19 208V210L17 209V208ZM43 207V208H42ZM58 207V208H57ZM72 207V208H71ZM85 209H84V208ZM2 208V209H1ZM16 208V210L18 211H16V210H14ZM45 208V209H44ZM49 208V209H48ZM81 208H82V210H81ZM4 209V210H3ZM44 209V210H43ZM60 210V211H58V210ZM72 211H71V210ZM80 209V210H79ZM85 211H84V210ZM21 210V211H20ZM45 210H46V212H45ZM52 210H53V213H52ZM63 210V211H62ZM69 210V211H68ZM168 210V211H167ZM200 210H202V211H200ZM12 211V212H11ZM51 211V212H50ZM56 211H57V213H56ZM64 211H65V213H64ZM66 211L67 212H69V213H67L66 214ZM77 211V212H76ZM164 211V212H163ZM166 211V212H165ZM200 211V212H199ZM9 212H10V214H9ZM45 212V213H44ZM72 212V215H73V217L74 218H72V216H71V213ZM82 212H84V213H82ZM86 212V213H85ZM22 213V214H21ZM30 213H32V214H30L31 216H35L36 217V215H37V217L35 218H32L29 214ZM47 213V214H46ZM52 213V214H51ZM75 213V214H74ZM78 213V214H77ZM167 213V214H166ZM4 214V215H3ZM8 214V216H6V218H5V215H7ZM28 214V215H27ZM56 214H57V217H56ZM70 215L69 217H71V220H72V222H71V220H68L67 218H65L66 217V215ZM82 214V215H81ZM90 214V213H89ZM169 214V215H168ZM25 215V216H24ZM51 216V218H50V216ZM13 216V217H12ZM21 216V217H20ZM26 216H29V217H26ZM46 216V217H45ZM49 216V217H48ZM54 216V217H53ZM59 216H61L60 218H59ZM80 216V217H79ZM10 217V218H9ZM68 217V216H67ZM68 217V218H69ZM30 219V221L28 220V219ZM43 218H45V219H43ZM47 218V219H46ZM60 219V220H57V219ZM79 218V219H78ZM89 219V220H87V219ZM92 218V220H94V221H91L90 219ZM97 218V219H96ZM171 218V219H170ZM36 219V220H35ZM42 219V220H41ZM65 220V219H67V220H65V221H70L72 224H70L71 226H73V227H70V230H67V232H68V236L67 235H65L68 239H65L64 238V240H66V241H63V244L65 243V245H67V246H62L63 244H57V237H58V233H56L57 232V230L56 231H54L53 230V227H54V222L57 220L58 222H61L62 220ZM70 219V218H69ZM78 219V220H77ZM50 220H53V221H51L50 222ZM87 220V221H86ZM101 221L100 223L102 224H100L99 222H97V221ZM155 220V221H154ZM47 221V222H46ZM56 221V222H57ZM81 222V223H79V222ZM88 222L87 224H88V226L89 227H91L92 229L93 228H96V227H98V229L96 228V229H94V231H93V233L92 232H88L87 230H86V224H85V222ZM91 221V222H90ZM96 221V222H95ZM193 221H197V222H195L194 224H193ZM198 221H199V225H198ZM208 221H209V219H208ZM55 222V223H56ZM84 222V223H83ZM46 223V224H45ZM53 225V227L50 225ZM77 223V224H76ZM90 223V224H89ZM94 223H98V224H95L94 225ZM181 223V224H180ZM197 223V224H196ZM241 223H243V226H241ZM247 223V224H246ZM50 225V226H48V225ZM61 224V223H60ZM92 224V225H91ZM177 224V225H176ZM179 224V225H178ZM245 224H246V226H245ZM249 224V225H248ZM34 225V226H33ZM57 225H59V224H57ZM107 225V226H106ZM183 225V226H182ZM208 225V226H207ZM248 225V226H247ZM253 225V226H252ZM48 226V227H47ZM56 226V225H55ZM82 226V227H81ZM210 226V227H209ZM52 229H51V228ZM81 228V230H80V228ZM108 227V228H107ZM202 227V226H201ZM219 227V228H218ZM248 227V228H247ZM59 230L58 231H60V229H62V227L60 226V228H59V226L57 227ZM74 228H79V231H80V234H79V237L81 236L82 237V235L85 233V235H84V237H82V239H81V237L79 238V237H72V235H70V233H69V231H71V230H73ZM82 228H85V229H82ZM199 228V229H198ZM242 230H241V229ZM261 228V229H260ZM109 229V230H108ZM185 229H187V230H185ZM246 229H248V230H250V231H248V230H246ZM84 230V231H83ZM100 230H102V231H100ZM161 230V231H160ZM231 230H233V231H231ZM241 230V231H240ZM258 230V231H257ZM50 231V232H49ZM86 231V232H85ZM100 231V232H99ZM230 231V232H229ZM247 231V232H246ZM49 232V233H48ZM88 232V233H87ZM159 232V233H158ZM242 232H244L246 235H245V237L243 238V235H242ZM93 234V235H95V234H97V235H95V236H91V234ZM45 234V235H44ZM67 234V233H66ZM88 234V235H87ZM98 234H99V236H98ZM131 234V233H130ZM130 234H128V236H131ZM206 234V235H205ZM57 235V236H56ZM86 236H88V238L86 237ZM101 236H103L102 238H100ZM248 236V239H247V242L250 244V245H252V246H249V245H247V247H246V249L243 251V252H245V253H243V252H238V244L241 242V241H243L246 237ZM86 237V238H85ZM93 237V238H92ZM113 237V238H112ZM71 238V239H70ZM131 238V237H130ZM243 238V239H242ZM20 239H21V241H20ZM47 239V240H46ZM79 240V241H77V240ZM242 239V240H241ZM249 239H251L250 241H249ZM23 240V241H22ZM83 242H82V241ZM89 240H91L93 243H95V246H94V244L90 241L89 242ZM100 240V241H99ZM155 240H157L158 242H156ZM30 241V242H29ZM50 241H52V242H50ZM105 241V242H104ZM155 243V244H153V242ZM71 242V243H70ZM78 242V243H77ZM86 242H87V244H86ZM98 242V243H97ZM102 244H101V243ZM21 243V244H20ZM40 243V244H39ZM68 243V244H67ZM74 245H76V246H74ZM78 245H77V244ZM104 243H105V246H103L104 245ZM110 243V244H109ZM114 243V244H113ZM157 243V244H156ZM69 244H70V246H69ZM71 244L73 245L72 247L74 248V250L73 249H70V248H72L71 247ZM81 244V245H80ZM92 244V245H91ZM96 244H98V245H96ZM99 244H100V246H99ZM109 245V247H108V245ZM158 244H159V246H158ZM60 245V246H59ZM82 245H83V247H82ZM86 245H89V247H84V246H86ZM110 245H113V246H110ZM115 245H117V246H115ZM160 245H161V248H159L160 247ZM48 246V247H47ZM90 246H93V247H95V248H93V247H91V248H93V249H91L90 248ZM155 246V247H154ZM249 246V247H248ZM6 247V248H5ZM70 247V248H69ZM78 247H80V248H78ZM103 247H106V249L105 248H103ZM123 247V246H122ZM208 247V248H207ZM251 247V248H250ZM69 248V249H68ZM78 248V249H77ZM90 248V250H88V249ZM101 248V249H100ZM153 248H154V250H153ZM248 248V249H247ZM250 248V249H249ZM49 249V250H48ZM52 249V250H51ZM66 251H65V250ZM68 249V250H67ZM79 249H80V252H79ZM85 249V250H84ZM156 249V250H155ZM214 249V250H213ZM70 250H71V252L72 253H70ZM95 251V253H97V254H99L100 255V257H99V255H97L98 257H99V260H97L98 259V257L95 255V253L93 252V251ZM145 250H146V252H145ZM163 250V251H162ZM175 250V251H174ZM69 251V253L70 254H68L67 252ZM75 251V252H74ZM88 251V252H87ZM102 251H104L103 253H102ZM115 253H114V252ZM159 251H160V253H159ZM249 251V252H248ZM85 252V253H84ZM110 252V253H109ZM137 252V253H136ZM144 252V253H143ZM156 252V253H155ZM252 252V253H251ZM21 253V254H20ZM23 253V254H22ZM78 253H79V255H78ZM88 254V256H89V258L87 257V254ZM90 253V254H89ZM92 253L94 254L93 255V261L92 262H90L91 260H92V258H91V255H92ZM101 253V254H100ZM106 255H105V254ZM108 253H109V255H108ZM121 253V254H120ZM136 253V254H135ZM146 253V254H145ZM154 253V254H153ZM240 253V254H239ZM247 253H249V254H247ZM103 254V255H102ZM122 255L123 257H125L124 259H122L123 257L122 256H120V255ZM139 254V255H138ZM224 254V255H223ZM69 255V256H68ZM86 255V257H84ZM112 255V256H111ZM131 255H132V257H131ZM141 255H143V257L141 256ZM145 255H146V257H145ZM149 257H148V256ZM161 256V258H162V256H163V258L160 260V256ZM165 255H167V257L165 256ZM239 255V256H238ZM241 255V256H240ZM50 256V257H49ZM57 256V257H56ZM94 256H96L97 257V259H96V257H94ZM104 256V257H103ZM107 256V257H106ZM109 256H110V258H109ZM118 256H120V257H122V258H120V257H118ZM131 257V259L133 258V260H132V262H131V259H129L130 257ZM134 256V257H133ZM136 256H137V259L135 260V258H136ZM139 256H141V258L139 257ZM153 256V257H152ZM177 256V257H176ZM235 256V257H234ZM53 257V258H52ZM82 257H84L83 259H82ZM103 258V260H101L102 258ZM127 257H129V258H127ZM139 257V258H138ZM158 257H159V259H158ZM171 257V258H170ZM101 258V259H100ZM107 258V259H106ZM118 258H120V259H118ZM148 258H151V259H148ZM248 258V259H247ZM47 259H50V260H47ZM54 259V260H53ZM57 261H56V260ZM96 259V261L94 262V260ZM110 259V260H109ZM112 259V260H111ZM114 259V260H113ZM141 261V262H139V260ZM176 259V260H175ZM229 259H231V260H229ZM244 259V260H243ZM63 260V261H62ZM109 260V261H108ZM118 260V261H117ZM138 260V261H137ZM145 260V262H146V260H147V262L145 263V262H143ZM149 260V261H148ZM155 260V261H154ZM174 260H175V262H174ZM240 260V261H239ZM242 260V261H241ZM247 260V261H246ZM254 260V261H253ZM27 261V262H26ZM53 261V262H52ZM98 261V262H97ZM128 261H129V263H128ZM137 261V262H136ZM151 261V262H150ZM160 261H162L161 263H159ZM179 261V262H178ZM250 261H251V263H250ZM35 262V263H34ZM94 262V263H93ZM122 262L120 263V261H119V263L120 264H122ZM157 262V263H156ZM173 262V263H172ZM240 262H242V263H240ZM258 262V263H257ZM119 263H117V264H119ZM88 264V263H87ZM260 264H264V262H260Z\"/></svg>", "mask_w": 264, "mask_h": 264}]
</instances>
